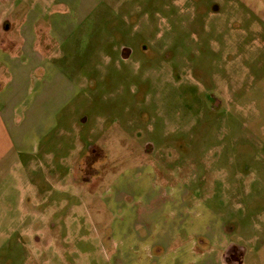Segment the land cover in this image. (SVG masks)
Returning <instances> with one entry per match:
<instances>
[{"label":"rangeland","instance_id":"1","mask_svg":"<svg viewBox=\"0 0 264 264\" xmlns=\"http://www.w3.org/2000/svg\"><path fill=\"white\" fill-rule=\"evenodd\" d=\"M2 90L0 264H264V0H0Z\"/></svg>","mask_w":264,"mask_h":264},{"label":"crops","instance_id":"2","mask_svg":"<svg viewBox=\"0 0 264 264\" xmlns=\"http://www.w3.org/2000/svg\"><path fill=\"white\" fill-rule=\"evenodd\" d=\"M20 26H22V28H24L25 27V24H22L21 23ZM21 34H19V37H20ZM51 36H54V34H51ZM18 46H19L18 47V51L20 49H23V47H24V46L21 45V43L18 44ZM13 55H15V54H13ZM17 58H18V56L17 57L10 56L9 59H8L9 64L10 65H12V64L13 65L18 64L19 62H18V59ZM19 65H21V64H19ZM48 76H50V77L48 78ZM21 77H22V79L20 80V82H23L24 80L27 81V77H29V76H27V74L24 73V74H22ZM50 78H52L51 73L50 74H47L45 72L42 76H40L39 79H35V84L39 88V90H41L45 86V84L48 83V81L50 80ZM2 95H3V90H2V92L0 91V96L2 97ZM1 102H2V99H0V103ZM20 102L23 104V100H21ZM20 102L17 103L18 106L17 107L15 106L14 109L7 108L8 109V112L10 113L9 114V117L2 118V116H0V141H4V139L2 138V135H4L5 136V147H7V148H10V147L11 148H15V146L16 145H19V144H21V148H22V145L24 144V141H25L22 136L19 137V136L15 135V133L13 132V128H14V125H15L14 124V120L15 119L13 117V113H14V111H16V108H19V106L21 105ZM18 123H20V122H18ZM18 137H19V139H18ZM2 146L3 145L0 143V154L2 152V148H3ZM140 242H142V240H140ZM128 246L130 247V245H128ZM137 253L138 252H135V254L129 255L131 257V259L133 260L132 261V264H141V258H140V256L142 255V252L139 253V254H137ZM121 257H123V258L121 259ZM121 257L120 256H117V259L118 260H123V261L126 262V264H129L128 259L125 257V254L124 255H121Z\"/></svg>","mask_w":264,"mask_h":264},{"label":"flooded vegetation","instance_id":"3","mask_svg":"<svg viewBox=\"0 0 264 264\" xmlns=\"http://www.w3.org/2000/svg\"><path fill=\"white\" fill-rule=\"evenodd\" d=\"M233 255H234V253H231V254H230V257L233 256ZM224 258L226 259V256H224Z\"/></svg>","mask_w":264,"mask_h":264},{"label":"water","instance_id":"4","mask_svg":"<svg viewBox=\"0 0 264 264\" xmlns=\"http://www.w3.org/2000/svg\"><path fill=\"white\" fill-rule=\"evenodd\" d=\"M226 262V261H225Z\"/></svg>","mask_w":264,"mask_h":264}]
</instances>
